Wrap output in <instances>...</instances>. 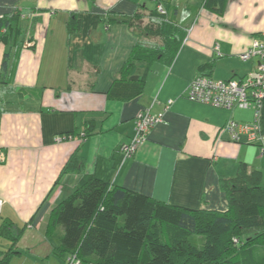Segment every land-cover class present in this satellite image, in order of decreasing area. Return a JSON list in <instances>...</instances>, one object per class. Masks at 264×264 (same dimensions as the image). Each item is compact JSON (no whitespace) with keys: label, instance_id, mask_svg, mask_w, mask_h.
Listing matches in <instances>:
<instances>
[{"label":"crops","instance_id":"0c3cea01","mask_svg":"<svg viewBox=\"0 0 264 264\" xmlns=\"http://www.w3.org/2000/svg\"><path fill=\"white\" fill-rule=\"evenodd\" d=\"M159 1L185 38L172 59L156 60L149 70L148 62H138L134 73L145 76V88L122 100L108 98L107 92L138 32L110 19L113 13L132 15L141 4L153 8L155 1L0 0V16L23 14L22 49L10 78L17 91L29 88L0 121V260L12 243L1 234L7 225L22 230L14 248L19 253L8 264H67L55 253V235L62 237L64 229L49 236L47 228L52 209L85 174L172 205L224 211L228 202L221 177H234L242 162L264 173L258 144L247 142L245 133L234 142L220 131L230 119L253 122L252 109L228 111L185 96L203 64H214V79L244 78L256 69V58L240 56L264 33V0H228L223 13L206 8L205 0ZM72 20L78 26L73 33ZM6 51L0 43V73ZM168 100L174 102L165 121L127 158L121 146L135 133L136 115L146 108L161 112ZM259 124L264 136V107ZM68 132L87 137L56 141ZM74 155L85 161L84 168L64 171Z\"/></svg>","mask_w":264,"mask_h":264},{"label":"trees","instance_id":"16d2710c","mask_svg":"<svg viewBox=\"0 0 264 264\" xmlns=\"http://www.w3.org/2000/svg\"><path fill=\"white\" fill-rule=\"evenodd\" d=\"M154 1L153 8L141 4L132 15L112 14V22L131 28L138 25L134 19L141 15V10L152 12L153 21L141 23L144 28L146 25L147 32L137 34L136 45L107 92L110 99L127 100L140 95L146 78L134 73L138 62H148L149 70L156 60L172 59L185 38V31L171 23L170 9L159 0ZM227 1L205 0L204 6L223 13ZM159 4L164 7L163 13L158 12ZM21 23L19 10L0 16V43L7 47L0 73V121L10 111L14 98L23 95L21 91H29L27 87L17 91L10 78L22 49ZM77 28L76 21H70V32ZM152 35L163 41L144 39L154 38ZM213 68L214 64L208 63L199 70L211 76ZM91 124L87 123L88 129ZM82 133L85 139L87 133ZM65 134L80 136L73 132ZM252 144H258L260 151L264 148L263 141ZM84 166L85 161L74 155L64 171H80ZM220 186L228 202L224 211L172 205L85 174L76 188L52 209L47 235L57 234L59 227L64 229L62 237L55 235V253L66 262L70 255H76L82 264H264V173L242 162L234 177L220 178ZM21 233V229L11 231L9 226L3 227L1 234L12 243L0 264H8L11 256L19 253L14 248ZM197 237H203L202 246L195 243Z\"/></svg>","mask_w":264,"mask_h":264},{"label":"built area","instance_id":"2783aa9c","mask_svg":"<svg viewBox=\"0 0 264 264\" xmlns=\"http://www.w3.org/2000/svg\"><path fill=\"white\" fill-rule=\"evenodd\" d=\"M160 12H164L163 5H158ZM218 49V46H216ZM241 59L248 61L256 58L257 67L244 78L214 79L211 76L200 74L187 87L185 96L188 100L222 108L228 111L234 109H252L255 119L251 123L240 124L235 119H230L220 130L227 132L234 142L240 141V134L247 135V142H261L264 136L260 132V116L264 107V33L258 35L251 45L241 54ZM174 100H168L161 112L153 113L150 108L140 111L135 119V133L128 143L121 146L124 155L131 158L137 150L148 140L150 131L158 124L165 121V113L169 110ZM85 134L80 136L61 134L56 137L57 142L84 140ZM262 154L264 148L261 147ZM4 200L0 198V214ZM67 264H82L76 255H70ZM97 264V263H89Z\"/></svg>","mask_w":264,"mask_h":264},{"label":"rangeland","instance_id":"374dc122","mask_svg":"<svg viewBox=\"0 0 264 264\" xmlns=\"http://www.w3.org/2000/svg\"><path fill=\"white\" fill-rule=\"evenodd\" d=\"M154 1V0H153ZM160 5V4H159ZM158 7V6H157ZM158 9V12L160 11L159 10V7L157 8ZM23 15V14H22ZM22 15H21V17H22ZM153 15H152V12H150V11H143V10H141V15H139V17L138 18H135L134 20H136V23H138V25L135 27L136 28V30H137V32L138 33H146L147 32V30H146V25L147 24H149V22H152L153 20ZM144 23V24H146L145 25V28L142 26V24ZM140 25H141V27H140ZM144 28V29H143ZM148 29V28H147ZM152 37H154L153 35H152ZM160 37V36H159ZM155 38H157L158 39V36L156 37H154V39ZM162 41H163V39H162ZM259 148H260V146H259ZM255 232H251L250 234H254ZM203 242H204V239H203V237H197L196 238V241H195V243L197 244V245H199V246H202V244H203Z\"/></svg>","mask_w":264,"mask_h":264}]
</instances>
